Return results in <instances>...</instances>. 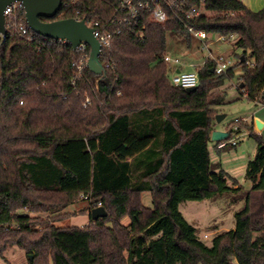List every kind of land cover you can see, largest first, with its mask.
<instances>
[{
    "label": "trees",
    "instance_id": "trees-1",
    "mask_svg": "<svg viewBox=\"0 0 264 264\" xmlns=\"http://www.w3.org/2000/svg\"><path fill=\"white\" fill-rule=\"evenodd\" d=\"M62 2L55 20L119 28L112 23L119 0ZM203 10L198 18L169 11L164 24L145 15L134 32L114 37L102 57L111 67L100 76L87 70L83 79L71 46L35 33L0 36V257L19 248L28 264H264V137L254 123L239 124L257 147L235 228L207 245L180 211L184 202L244 193L210 150L226 101L219 89L236 69L240 98L264 106V10L239 0H205ZM186 26L236 36L234 47L243 51L223 74L207 60L192 93L172 84L164 62L170 35L187 49L200 44ZM147 192L152 209L142 203ZM82 196L89 207L78 214L90 224L57 226L74 216L62 212ZM98 203L108 216L93 221Z\"/></svg>",
    "mask_w": 264,
    "mask_h": 264
},
{
    "label": "rangeland",
    "instance_id": "rangeland-1",
    "mask_svg": "<svg viewBox=\"0 0 264 264\" xmlns=\"http://www.w3.org/2000/svg\"><path fill=\"white\" fill-rule=\"evenodd\" d=\"M210 43L208 50L203 49L201 44H193L190 49L186 48V45L180 40L176 39L172 35L168 37L169 55L179 57L185 64H194L201 67V64L209 58L223 57L226 61H230L231 67H235L238 62L239 56L243 51L235 49V41L221 42L216 40V35H210ZM184 71L188 70L183 67ZM241 76V70H235V76L226 83L225 87L219 89V92H226L225 103L217 108V115H225V119L222 123L218 124L216 121L214 127L219 130H229L230 126L236 119L244 117L251 118L253 113L259 108L250 102L246 97H239V90L237 84ZM218 91V90H216ZM86 97H90L88 93ZM239 97V98H238ZM85 108V107H84ZM245 130H242L239 136V144L237 147L228 145L225 150L222 151L223 161L226 158H231V155H243V158L238 162L247 165V162L255 156L256 143L249 137V135H243ZM264 137V130L259 133ZM213 146V143H210ZM218 155L217 151H214V156ZM237 169L233 172L238 175L241 170V164H237ZM246 169V168H245ZM243 173L236 176L240 184L244 187V193L242 195L227 193L222 196H218L211 200H204L201 202H184L180 205V211L186 220L193 225L199 237H203L208 234L211 236H217L221 232H227L235 228L236 219L235 213L243 209L244 200L242 196H245V192L249 191L252 187V183L245 180ZM142 203L146 208L152 209V196L150 193L142 194ZM89 205L82 197L80 201L67 208L62 212L64 215L74 214L73 217L62 220L57 224L60 227H83L90 224V220L87 215L78 214L85 211ZM46 219H49L47 214H39ZM130 223L129 219L124 220V224ZM212 240H207L205 243L210 245ZM29 258L27 254L19 248H12L6 254L5 257H0V264H28Z\"/></svg>",
    "mask_w": 264,
    "mask_h": 264
},
{
    "label": "built area",
    "instance_id": "built-area-1",
    "mask_svg": "<svg viewBox=\"0 0 264 264\" xmlns=\"http://www.w3.org/2000/svg\"><path fill=\"white\" fill-rule=\"evenodd\" d=\"M205 0H119V14L115 16L112 23L118 22L119 28L111 31L109 29L110 23L102 25L101 22L92 19H83L78 21H84L86 26L93 30L94 37L98 40L101 46L100 62L102 68L108 69L111 67V63L108 58L102 57L106 54L107 50L111 47L112 41L116 35H120L123 29H127L130 32H134L139 24L142 22V18L145 15L151 17V19L157 23L164 24L168 20L169 11L182 12L186 14L188 18H198L204 14L203 5ZM5 26L6 31L15 32L20 34L22 37H27L30 33H34L28 26L25 18V8L22 2H15L9 5L5 12ZM188 31L200 42L203 49L208 50L210 43L207 42L210 35L204 31H197L192 26H186ZM236 36L224 37L221 35H216V40L221 42L236 41ZM61 43L71 46L66 41H61ZM77 59L75 62L76 78L83 79L86 77V71L89 70V59H90V48L88 45L82 43L76 50ZM215 62L214 71L217 74L225 73L229 68H231L230 61H226L223 57L209 58ZM164 62L169 65L171 69V82L174 86L183 88L185 90L189 88H197L199 86V69L200 66L190 65L191 71L181 70L182 60L179 57L166 55L164 57ZM207 60L201 64L204 67ZM76 81H73L75 85ZM91 105L89 98H86L84 107L87 108ZM235 125L231 129L230 133L232 137L228 142L221 144V146L232 145L233 147L238 145L239 136L242 130L239 127L240 123L248 124L250 119L247 117L236 119L234 121ZM83 200H88V197L82 196ZM103 207L101 203L95 204L93 208ZM215 236L204 235L200 237V241L206 242L207 240H213Z\"/></svg>",
    "mask_w": 264,
    "mask_h": 264
},
{
    "label": "water",
    "instance_id": "water-1",
    "mask_svg": "<svg viewBox=\"0 0 264 264\" xmlns=\"http://www.w3.org/2000/svg\"><path fill=\"white\" fill-rule=\"evenodd\" d=\"M15 2L23 3L26 22L35 34L59 42L66 41L73 50H76L82 43L88 45L91 51L89 70L97 76L102 75L103 68L100 62L101 46L94 37L93 30L88 28L84 21L76 19L55 20L62 8V0H0V36L4 37L7 34L4 12L9 5ZM196 89L189 88L186 92L192 93ZM225 117V115H217L216 122L218 124L222 123ZM256 127L258 131H262L264 124L256 121ZM230 135V131L215 130L212 132L211 140L213 142H222L227 140ZM107 216L108 212L104 207H96L91 211L93 221L104 219ZM30 259L32 260L33 257L30 256Z\"/></svg>",
    "mask_w": 264,
    "mask_h": 264
},
{
    "label": "crops",
    "instance_id": "crops-1",
    "mask_svg": "<svg viewBox=\"0 0 264 264\" xmlns=\"http://www.w3.org/2000/svg\"><path fill=\"white\" fill-rule=\"evenodd\" d=\"M244 6H246L249 10H251L252 12H259V11H262L264 10V0H239ZM184 62L182 61V66H181V70H184L183 67H186L188 70L186 71H191V66L190 65H193V64H190V65H185L183 64ZM240 97V96H239ZM238 97V98H239ZM253 103V102H252ZM256 108H259L258 110L255 111V113H253L252 117L249 118L250 119V123H254V126H255V131L260 133L264 130V128L262 129V131H258L257 127H256V121H260L261 123L264 124V106L263 105H260L258 103H253ZM223 131V132H228V130H219L218 128H215L214 127V131ZM243 135H248V132H245L242 134ZM239 141V140H238ZM210 143H213V146L210 145V150H211V158H212V161L217 163V162H221L224 167H225V170L230 174L232 175L233 177L237 178L236 176H239L243 173V170L246 168V165L245 164H242L241 162H238L236 163V161H239L243 158V155H231V158H226L225 161H223V155L222 154V151L225 150L226 148V145L225 146H221L217 144V142H213L211 140ZM239 144V142H238ZM230 145V144H229ZM232 146V145H231ZM238 146V145H237ZM235 146V147H237ZM217 148V149H216ZM214 151H217L218 152V155L214 156ZM237 164H241V170H240V173L238 175H235L233 172L237 169ZM86 217L89 218V220L91 221V218L89 215H87ZM130 221V220H129ZM123 224H124V221H123ZM129 224V223H128ZM127 224V225H128ZM88 225V224H87ZM126 226V224H124ZM86 226V225H85Z\"/></svg>",
    "mask_w": 264,
    "mask_h": 264
}]
</instances>
